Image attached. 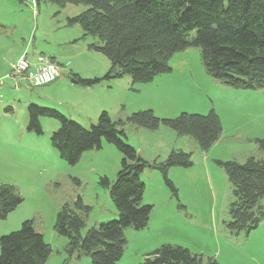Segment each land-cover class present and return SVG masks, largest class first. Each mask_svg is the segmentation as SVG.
Segmentation results:
<instances>
[{"label":"rangeland","instance_id":"1","mask_svg":"<svg viewBox=\"0 0 264 264\" xmlns=\"http://www.w3.org/2000/svg\"><path fill=\"white\" fill-rule=\"evenodd\" d=\"M30 1L0 0V184L15 186L23 196V201L5 219H0V235L18 229L25 219H33L35 229L50 242L52 249L44 264H63L67 240L53 229L56 213L63 203H72L80 196L90 206L82 233L100 222L117 218L107 189L98 181L102 176L110 181L115 179L120 168V152L102 140L100 149L85 151L76 164H68L50 142L51 133L58 127L55 119L40 118L41 134L26 130L29 103L55 109L86 128L96 122L102 111L97 113V109L103 105L112 119L142 109H151L160 118L214 110L222 116L225 133L219 146L207 154V160L204 151L189 136L178 137L181 148H173L190 153L192 161L188 168L171 167L167 171L177 196L167 187L159 170L146 168L140 175L145 184L142 203L152 205V210L146 227L125 229L127 242L118 264L139 263L144 254L164 243L181 245L201 254L202 264H206L207 257H214L220 264H264V218L247 234L242 231L238 235L228 234L223 221L229 219L231 187L224 170L215 163V160L242 163L250 156L258 158L257 145L249 138L264 135L263 129L251 133L264 107V89H258L263 94L250 102L246 110L239 105L227 110L215 91L224 97L226 88L232 87L218 83L206 73L196 47L173 54L169 64H174V73L159 80L157 86L156 83L132 84L127 75L111 79L108 88L75 85L69 78L72 73L88 78L103 75L109 68L104 54L88 49L90 43L100 44L98 38L81 37L83 32L77 24L65 26V17L79 13L85 6L59 7L41 1L33 10ZM41 50L55 56L60 76L37 87L24 79H14L11 72L16 57L24 55L34 63L31 56ZM168 86L173 88L175 96L161 101L165 104L176 101L180 108L176 113H170L153 96L160 95ZM206 99L210 101L209 108ZM191 104L197 108L190 107ZM159 127L175 133L166 126ZM124 131L125 141L139 146L138 154L148 161H163L172 150L160 153L143 142L149 143L154 137L160 139L157 130L126 125ZM260 153L264 155V151ZM178 204L185 208H178ZM67 264H91V260L84 255L71 258Z\"/></svg>","mask_w":264,"mask_h":264},{"label":"trees","instance_id":"2","mask_svg":"<svg viewBox=\"0 0 264 264\" xmlns=\"http://www.w3.org/2000/svg\"><path fill=\"white\" fill-rule=\"evenodd\" d=\"M24 3L26 0H16ZM64 7L81 4L85 9L65 17V26L77 24L82 36L96 37L100 44L90 43L89 50L105 55L109 68L101 76L83 78L72 73L69 78L78 86L91 87L110 79L129 76L131 83H148L155 76L171 71L173 54L196 47L206 73L220 84L236 89H264V0H34ZM53 59H49L52 61ZM26 130L42 133L41 117L53 118L58 127L50 135L51 145L70 165L83 152L100 149L102 140L121 154L115 179L99 178L107 189L117 211V218L98 223L84 233L90 206L80 196L63 203L56 213L54 231L66 238V258L88 256L91 264H118L126 245L125 229L141 230L147 226L152 205L142 203L145 184L140 175L146 168L157 169L167 187L177 196V189L167 176L171 167L188 168L191 154L172 149L163 161H148L127 143L126 125L155 130L163 125L177 136H189L199 148L207 151L221 135L219 115L181 112L173 118L157 117L153 110L142 109L124 118L112 119L100 111L95 123L82 126L59 111L29 103L26 106ZM264 151V135L254 138ZM231 187L229 219L223 221L230 235L245 234L264 218V161L255 156L244 162L215 160ZM23 201L10 184H0V219H5ZM185 208L178 204V208ZM50 244L25 219L18 229L0 235V264H44ZM203 256L187 247L164 243L143 255L136 264H202ZM206 264H220L207 257Z\"/></svg>","mask_w":264,"mask_h":264},{"label":"crops","instance_id":"3","mask_svg":"<svg viewBox=\"0 0 264 264\" xmlns=\"http://www.w3.org/2000/svg\"><path fill=\"white\" fill-rule=\"evenodd\" d=\"M20 56L21 55L19 54L16 57V59H18ZM31 58H33V62H34L32 64L40 63V60H39L40 58H42L44 60H49V59L52 58L53 59L52 62H54V63L56 62L55 56H52V53L48 54V53H46L45 51H42V50L40 51V53L38 55H32ZM16 59H15V61H17ZM55 64L58 66V69H59V64L58 63H55ZM173 65L171 64V71L169 73L160 74V75L155 76L150 82L144 83V84H146L145 86H147V85L151 86V85H153L155 83H156V86H157L159 80H161V79H163V78H165L167 76L173 75L174 68H175V67H173ZM107 67L108 66H106V68L103 69L102 71H105L107 69ZM59 71H60V69H59ZM97 76H101V75H97ZM114 79H116V78H114ZM110 80L109 81H105V82H107V84H103V82H102L101 84H103V85H101V86L100 85L99 86L95 85V86L86 87V88H88V89H90V88H101L102 86H105V87L108 88V87H111L112 82H113L112 80L111 81ZM215 84H217V83L215 82ZM179 90H181V89H179ZM226 90L227 91L224 94V97H222V94L219 91H215V92H216V97L220 99V101L222 102L223 107H225L227 110H231V107L235 106V105H239L244 110H246V107H247V105L250 102H252L253 100H256V98L260 97V95L263 94L262 92L258 91V89L226 88ZM253 90H257V91H253ZM135 91H136V89H135ZM153 96L157 99V103L160 104V105L162 104V106H164L166 109H168L170 111V113H176L177 111H179V109H180L179 108V104L176 101H175V103H171L170 102V103H166V104L162 103V101H161V100H166V99H172L175 96V94L173 93V88L171 86L165 87L162 90V92L160 93V95L153 94ZM153 96H151V97H153ZM214 102H215V100H214ZM206 106H207V108L211 107L210 106V101L207 100V99H206ZM190 107L197 108L194 104H191ZM103 109H107L108 110V108L105 105H103V106H100L97 109V113L100 110H103ZM193 111H197V110H193ZM219 117L221 118V122H222V124H221L222 125L221 135H220L219 139L207 151H204V160L208 159L207 154L212 150V148L215 149V146H219V144H220V142H221V140H222V138L224 136L225 125H224L222 116L220 115ZM245 117L249 118L248 115H246ZM262 129H263V132H264V107L260 111V115L255 119V121L253 123V127H252V132L251 133H254V132L260 131V130L262 131ZM155 130L160 132V134H161V138L160 139L156 140V138L154 137L151 141H148L149 143H147V141H145V140L143 141L145 144H148V146L150 148H152L154 150H159L160 153L161 152L167 153L168 151H170L173 148H181L180 144H178V140H179L178 137H180V136H177L176 133H174L175 134L174 135L170 131H164V129H161V127H158ZM257 137H260V136H251L249 139L250 140H254V138H257ZM131 145H133L135 147V149L137 150L138 153H141L140 152L141 148L139 146H137L135 144H131ZM253 148H254V146H253ZM260 152L261 151L256 150L255 155L257 154L258 158H260V159H262L264 161V155H261ZM48 243L50 244V242H48Z\"/></svg>","mask_w":264,"mask_h":264},{"label":"built area","instance_id":"4","mask_svg":"<svg viewBox=\"0 0 264 264\" xmlns=\"http://www.w3.org/2000/svg\"><path fill=\"white\" fill-rule=\"evenodd\" d=\"M35 9L36 2L30 1ZM40 63H30L26 56L21 55L13 65L11 75L14 79H24L31 86H43L55 81L59 76L58 66L49 60L39 59Z\"/></svg>","mask_w":264,"mask_h":264}]
</instances>
